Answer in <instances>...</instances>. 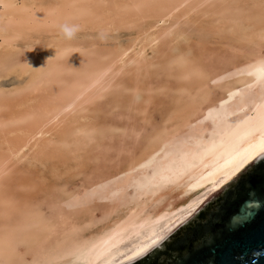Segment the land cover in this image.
<instances>
[{"label": "rangeland", "instance_id": "obj_1", "mask_svg": "<svg viewBox=\"0 0 264 264\" xmlns=\"http://www.w3.org/2000/svg\"><path fill=\"white\" fill-rule=\"evenodd\" d=\"M12 1L14 5L7 11L0 5L1 20L30 19L26 15L38 7L44 11L58 10L56 19H51L54 23L31 27L3 24L0 28V225L24 222L23 211L27 209L40 211L43 219L53 224L43 242L44 249L62 240V233L69 230L72 223L80 225L74 238H79L83 229L96 233L110 221L115 207L120 205L123 209L140 190L150 191L157 185V177H161L157 171L166 169L176 175L177 168H185L180 158L182 153L209 140L220 126L236 122L264 99V78L234 84L233 91H227L240 74L245 75L255 68H260L264 74V41L256 43L251 37H245L250 25L264 20V0H259L263 7L260 11L253 7L255 0H227L235 21H240L238 13L248 16L247 21L241 20L232 29L218 23L217 13L213 11L216 4L205 0H189L172 13L163 6L167 2L169 7L175 6L177 0H127L131 2L130 7L125 10L121 7L119 12L111 7L114 0ZM77 5L88 6L92 14L76 16L73 11ZM20 6L31 9L20 12ZM248 10L250 12H246ZM65 24L79 28L72 39L65 38L61 32ZM1 36L5 38L2 40ZM67 45L76 46L79 51L88 49L92 64L86 65L87 70L104 69L106 74L101 81L103 88L96 96H90L87 103H83L82 98V103H76L73 114L61 112L53 124L48 118L55 115V107H64L70 96L64 93V88L54 85L45 88L40 83L52 63L58 60L59 47ZM79 51L73 56L76 58L72 74L75 79L66 75L68 81L82 78L79 72L85 66L77 57L81 54ZM161 55L167 62L183 55L209 76L206 78L208 97L197 96V109L185 115L182 124L175 128L166 119L178 100L188 101L185 91L188 83L181 80L182 68H160ZM122 83L125 88L120 87ZM25 89L28 92L25 93ZM91 91L88 94L91 95ZM47 122L48 126L41 129ZM79 126L95 132L91 138L86 136L84 140L81 135L77 137L80 140H76L69 133ZM39 130H42L40 134ZM158 137L161 143L154 145V150L150 149ZM72 148H79L77 152L81 154ZM86 220L92 224H82Z\"/></svg>", "mask_w": 264, "mask_h": 264}, {"label": "bare ground", "instance_id": "obj_2", "mask_svg": "<svg viewBox=\"0 0 264 264\" xmlns=\"http://www.w3.org/2000/svg\"><path fill=\"white\" fill-rule=\"evenodd\" d=\"M85 1L86 0L82 1V3ZM205 1H211L212 5L216 4L218 6L217 9H215L216 5H215V8L213 6L214 8L213 11L214 13H217L218 17H216L217 18L216 20L218 21V23H220L224 27L227 26V28L232 29L233 26L236 24H239L241 20L247 21L246 19L248 18V16L244 14L242 15V13H238L240 15V19H239L240 21L239 22L235 21L234 16H232V11L231 9H229L227 5V2H228L227 0H205ZM255 1L252 2L253 7L258 8L259 11L262 10L263 7L259 3V0H255ZM186 2H189V0H177L175 6H172V7H169L168 2H167L166 3L167 5H164L163 9H167L169 13H172V11L180 8L181 6L183 7V5L186 4ZM194 2L196 4L197 1H194ZM90 4H93V3H90ZM130 4L131 2L130 1L127 2V0L126 1L123 0L121 2H117L116 0H114V4H113L114 6H111V7H116L115 10L119 12L118 11L119 8L122 7L124 8L122 10H125V8L130 7ZM0 5L3 11H7L9 7L14 5V1L0 0ZM105 5L106 7H109V5L107 4ZM13 8H15V6ZM18 9L20 10V12H23V11H28L29 9H31V7L20 6ZM75 9L76 10L73 12L75 13L76 16L85 15L87 17L92 14L88 6L77 5ZM31 10H32V12L30 11L31 14L26 15L29 18L31 17L30 19H26L24 17L13 19L11 21L0 19V28L3 27L2 26L3 24L4 26H7V24L16 25V23H18L17 27H21V26L31 27V26H36V25L38 26V24L40 23H52L56 19V14L58 13V10L56 8L55 9L49 8L48 11L47 10L44 11L43 8L38 7L35 9H31ZM94 10L96 9L94 8ZM98 11L100 12L101 10H98ZM114 11L112 12L116 13ZM246 12H250V10ZM17 13H19V11ZM67 17H68V14H67ZM51 19H53V21ZM249 29H250L248 31L249 33L245 35L246 38L251 37L252 41H256V43H260L264 41V20L253 23V25L249 26ZM5 37L1 36L2 40ZM78 51H79V48L76 46H71V45L60 46L58 49V57H57L58 60L52 63L51 68H49V70L46 71L45 78L43 79L42 83H40V85L41 86L44 85L45 88L51 85L57 86L59 88H64V93L70 96L69 100L67 101L64 107H62L61 109L58 107H57L58 109H56L55 107L54 109L56 110L55 115L53 111H51V115L53 114L54 116H52L50 119L48 118V120L52 122L53 124L55 121H58L57 120L58 114H61V112H65V111H68V113L75 112L73 110L77 102H81L82 98H84L83 101L85 102L83 103H87V101L90 100L91 98L90 96L92 97L96 96V94L100 91V89L103 88V86H101L102 84L101 81L104 75L106 74V72L104 69H95V68H92L91 70H87L88 68L86 65L92 64L90 63L88 59L89 58L88 49L80 50L79 52L81 54L77 56L78 59H80L81 62L85 66L84 69L80 70L79 72L80 76L82 77L81 80H78V81H72V80L68 81L67 80L66 75H70L69 79L73 77L72 74L75 71V68H73V63H74V59H76L73 56L74 54H76V52L78 53ZM160 57L162 58L164 56L161 55ZM162 59L163 60L160 63L162 65V67H160L162 70L164 68L166 70H173L171 66H178L179 68L183 69L181 70L183 71V73L181 74V80L186 82V85L188 83V85L186 86V90H185L187 93L186 100L188 101L184 102V100L182 99L178 100V102L175 101L178 103V105L175 106L173 112H171L166 119V122L172 123L171 127L173 126L175 128V127H178L180 124H182V121L185 119V115H188V114L190 115L194 113V111L197 109L196 103H195L196 101L195 98L197 96H199L200 98H204V99L208 97L209 88L206 84V78L208 75L199 65H196V63L192 64L185 57H183V55H180L176 59L170 60L169 62H167L166 59L164 60V58ZM166 63H168L169 65H167ZM93 64H94V61H93ZM259 69L260 68L251 69L247 71L245 75L244 74L238 75L235 79H233L232 85L227 87V91L232 92L233 91L232 86L234 84H238L241 82L242 83L244 82L247 83V82H252V81L255 82L261 78H264V74ZM84 77L85 79H83ZM73 79H75V77H73ZM231 82H229V84H231ZM120 87L125 88L123 83L120 84ZM54 88L55 87H53L52 89ZM27 90L24 92L25 93L28 92ZM89 90L90 91L92 90L91 95L88 94ZM44 97H46V95ZM47 99H48V96H47ZM136 99L135 101L138 102ZM175 102L173 103L175 104ZM33 111H32V114L34 113ZM80 113H85V112L81 111ZM47 116L48 115H46L45 117ZM47 124L48 122L45 125H43L41 129L48 126ZM70 127H72V125ZM92 128L91 130H93ZM89 130L88 128L86 129L83 126H79V127H75V129H73L70 133L69 132L68 133L72 135L74 138L80 137L82 135V138H84L85 140L86 136L87 137L90 136L89 138H91V134L95 132V131L93 132ZM41 131L42 130H39L38 134H40ZM162 133H163V130L160 134ZM66 137H68V135H66ZM61 140L62 139H60L59 141ZM76 140H80V138H77ZM87 140L91 141V139H87ZM164 140H165V137H164ZM160 141L161 140L159 139V137L156 138L154 144L150 146V149L154 150L155 149L154 145L160 144L161 143ZM89 143H92V142H89ZM47 144L53 145L52 143H49V142ZM60 146L61 145L59 144V148ZM82 148L84 149V147ZM77 150L79 151V148L76 149L75 151L77 152ZM262 152H264V99L260 103L256 104V106L251 111H249L247 114H245L243 117H241L236 122L220 126L216 134L213 137H211L209 140H205L201 144H198L195 147L189 148L187 152L182 153L180 158L183 161L185 168H177L178 172L177 170L175 171L177 172L176 175H171L170 171L166 169L162 171H157L158 173L160 172V175H161V177H157L158 178L156 181L157 185L152 190L150 188V191L146 189L140 190L136 196L134 195L136 193L133 192L132 194L135 196V199H132L131 201H129L127 205L123 207V209L120 208L121 207L120 205L119 207L118 206L115 207L111 211L112 218L110 219V221L104 226H102L99 230L97 229V232L94 234L87 233L83 229L81 230L83 231V233L80 235V237L74 238L73 235L74 233H76V230L79 229L80 225L79 223L78 224L76 223L75 225L72 223L70 224L69 230L62 233V240H56L54 243L49 244L47 249H44L43 242L47 238L48 234L51 233L53 224H51L49 221L44 220L42 217V213L40 211H36L33 209L31 210L27 209L26 211H23L24 213L23 218H25L24 222H22L23 220H21V222L19 223H14L12 221L14 224L13 223L1 224L0 225V264H120V263L126 262L138 256L142 252H144L146 249H148L150 246L156 243L161 237L166 235L169 231H171L174 227H176L179 223H181L184 219H186L202 202H204L212 193H214L226 181H228L241 167H243L253 157H255L256 155ZM77 157L78 156H76L75 158L78 159L79 157L78 158ZM76 159H74V161ZM166 160H169V158ZM77 161H79V159ZM173 161L175 160L173 159ZM169 163H172V162H169ZM1 174L2 172L0 171V175ZM159 180H162V181L159 182ZM203 190H205V192L202 194L200 193L197 196H194V194L190 195L191 193H195V192L203 191ZM132 194H130L131 197L133 196ZM111 204L113 203L111 202ZM56 206H54V208ZM119 210L121 211L119 212ZM54 211L55 213L56 211L57 213L61 212V210L60 211L54 210ZM49 212L50 211H48V214ZM52 215H51V218H52ZM53 221L55 220H52V222ZM82 224L90 226L92 224V221L86 220V222ZM58 225H60L59 222H58ZM126 241L129 243L123 246L122 243Z\"/></svg>", "mask_w": 264, "mask_h": 264}, {"label": "water", "instance_id": "obj_3", "mask_svg": "<svg viewBox=\"0 0 264 264\" xmlns=\"http://www.w3.org/2000/svg\"><path fill=\"white\" fill-rule=\"evenodd\" d=\"M120 264H264V152L156 243Z\"/></svg>", "mask_w": 264, "mask_h": 264}, {"label": "clouds", "instance_id": "obj_4", "mask_svg": "<svg viewBox=\"0 0 264 264\" xmlns=\"http://www.w3.org/2000/svg\"><path fill=\"white\" fill-rule=\"evenodd\" d=\"M77 31H78L77 26H68L66 24L61 26V32L64 35V37L67 39H72Z\"/></svg>", "mask_w": 264, "mask_h": 264}]
</instances>
